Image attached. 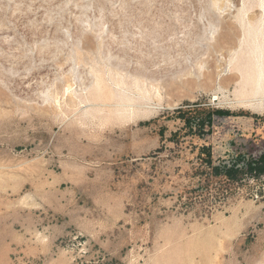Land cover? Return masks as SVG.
<instances>
[{"label": "rangeland", "instance_id": "obj_1", "mask_svg": "<svg viewBox=\"0 0 264 264\" xmlns=\"http://www.w3.org/2000/svg\"><path fill=\"white\" fill-rule=\"evenodd\" d=\"M260 3L0 0V264H264Z\"/></svg>", "mask_w": 264, "mask_h": 264}, {"label": "trees", "instance_id": "obj_2", "mask_svg": "<svg viewBox=\"0 0 264 264\" xmlns=\"http://www.w3.org/2000/svg\"><path fill=\"white\" fill-rule=\"evenodd\" d=\"M216 114L219 116L229 115L231 114L229 110L217 109L212 111H207L204 115V118H185V122L190 127L198 126L202 127L205 123L209 124L212 120V115ZM192 121V122H191ZM207 164L211 163L210 153L207 152ZM213 170L215 174H224L229 179H239L244 173H248L250 175H254V177H259L264 174V152H261L257 157L253 156H244L238 154L236 158H234L228 164H221L219 166H213ZM97 264H103L100 262V257H98ZM115 264V260H112ZM119 264V263H117Z\"/></svg>", "mask_w": 264, "mask_h": 264}, {"label": "bare ground", "instance_id": "obj_3", "mask_svg": "<svg viewBox=\"0 0 264 264\" xmlns=\"http://www.w3.org/2000/svg\"><path fill=\"white\" fill-rule=\"evenodd\" d=\"M260 6L264 9V0H261ZM248 72L249 73L246 75H243L240 71L241 76L238 75L240 79L239 87L242 90L243 95L246 97L252 96L249 98V101H251V99L259 102L264 101V60L262 58L257 59L255 62V72Z\"/></svg>", "mask_w": 264, "mask_h": 264}]
</instances>
